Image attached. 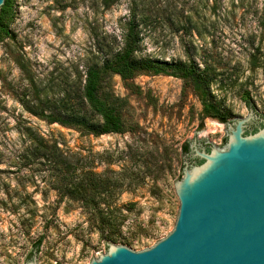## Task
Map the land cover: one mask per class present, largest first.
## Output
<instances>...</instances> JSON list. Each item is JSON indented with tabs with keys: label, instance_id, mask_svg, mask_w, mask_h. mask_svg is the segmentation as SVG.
Masks as SVG:
<instances>
[{
	"label": "rangeland",
	"instance_id": "rangeland-1",
	"mask_svg": "<svg viewBox=\"0 0 264 264\" xmlns=\"http://www.w3.org/2000/svg\"><path fill=\"white\" fill-rule=\"evenodd\" d=\"M105 1L13 0L11 38L0 41V264H91L112 246L151 248L178 216L184 147L191 158L195 150H225L235 123L244 122V134L264 127L263 0H109V7ZM134 6L138 55L191 64L209 76L210 99L225 123L205 117L182 80L152 74L108 82L107 90L125 101L124 134L82 136L25 110L34 89L27 77L57 105L113 37L120 40ZM39 138L94 151L98 173L131 170L122 191L109 198L123 219L115 234L52 190L56 177L43 159L31 157Z\"/></svg>",
	"mask_w": 264,
	"mask_h": 264
},
{
	"label": "trees",
	"instance_id": "trees-1",
	"mask_svg": "<svg viewBox=\"0 0 264 264\" xmlns=\"http://www.w3.org/2000/svg\"><path fill=\"white\" fill-rule=\"evenodd\" d=\"M13 0H4L0 7V41L11 38L8 20L12 16ZM109 7L112 1H105ZM264 12V0H263ZM136 6L129 9L127 19L121 24L122 35L118 41L113 37L110 46L102 49L94 64L87 65L79 75L77 87L72 92L62 91L63 96L51 105L46 88H39L33 78L27 77L33 89L32 97L24 102L25 110L48 124H58L72 129L82 136L99 137L110 134H124L128 128L125 101L114 96L108 89L113 76L123 81L134 79L138 75H166L183 81L184 88L189 87L200 99L205 117L226 122V115L210 98L209 76L198 73L187 63H167L149 57H140V39ZM247 102V99L245 100ZM249 106V104H248ZM184 154L188 153L187 146ZM33 160H44L48 172L56 177L52 190L60 198L77 203L80 208L107 234H115L123 219L121 210L110 203L109 198L127 179L132 178L131 170L125 167L110 177L109 171L98 173L94 167V151H71L57 141L39 138L32 146ZM40 239L35 247L39 249Z\"/></svg>",
	"mask_w": 264,
	"mask_h": 264
},
{
	"label": "water",
	"instance_id": "water-1",
	"mask_svg": "<svg viewBox=\"0 0 264 264\" xmlns=\"http://www.w3.org/2000/svg\"><path fill=\"white\" fill-rule=\"evenodd\" d=\"M243 124H234L225 150L184 154L167 237L138 252L112 246L91 264H264V127L244 134Z\"/></svg>",
	"mask_w": 264,
	"mask_h": 264
}]
</instances>
